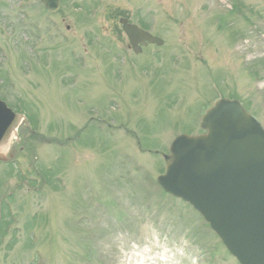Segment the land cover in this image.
<instances>
[{"label": "rangeland", "instance_id": "obj_1", "mask_svg": "<svg viewBox=\"0 0 264 264\" xmlns=\"http://www.w3.org/2000/svg\"><path fill=\"white\" fill-rule=\"evenodd\" d=\"M0 92L44 137L0 163V264H239L153 178L222 95L264 125V0H0Z\"/></svg>", "mask_w": 264, "mask_h": 264}, {"label": "water", "instance_id": "obj_2", "mask_svg": "<svg viewBox=\"0 0 264 264\" xmlns=\"http://www.w3.org/2000/svg\"><path fill=\"white\" fill-rule=\"evenodd\" d=\"M40 1L54 13L60 9V0ZM121 22L135 50L162 44ZM22 120L0 100L1 161ZM202 127L206 135L175 140L159 183L193 205L241 264H264V128L239 101L229 100L210 110Z\"/></svg>", "mask_w": 264, "mask_h": 264}]
</instances>
